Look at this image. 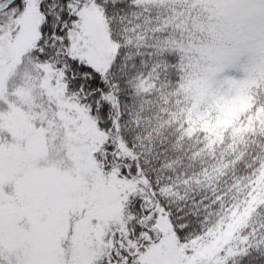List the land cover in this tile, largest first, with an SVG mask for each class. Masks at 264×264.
<instances>
[{
  "label": "snow or ice",
  "instance_id": "snow-or-ice-1",
  "mask_svg": "<svg viewBox=\"0 0 264 264\" xmlns=\"http://www.w3.org/2000/svg\"><path fill=\"white\" fill-rule=\"evenodd\" d=\"M0 264H264V0H0Z\"/></svg>",
  "mask_w": 264,
  "mask_h": 264
},
{
  "label": "trees",
  "instance_id": "trees-1",
  "mask_svg": "<svg viewBox=\"0 0 264 264\" xmlns=\"http://www.w3.org/2000/svg\"><path fill=\"white\" fill-rule=\"evenodd\" d=\"M246 105L243 103V102H239V103H233L230 107H228L226 109V116L229 117L228 120L226 121H222L224 123H230V118L231 116H233L236 112L238 111H241L243 110V108L245 107Z\"/></svg>",
  "mask_w": 264,
  "mask_h": 264
}]
</instances>
